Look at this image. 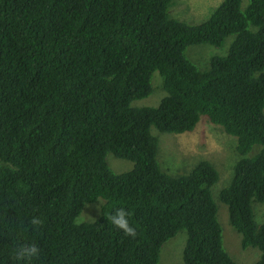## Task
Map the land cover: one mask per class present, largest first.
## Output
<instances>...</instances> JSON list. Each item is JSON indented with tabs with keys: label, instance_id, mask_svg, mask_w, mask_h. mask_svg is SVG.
<instances>
[{
	"label": "trees",
	"instance_id": "obj_1",
	"mask_svg": "<svg viewBox=\"0 0 264 264\" xmlns=\"http://www.w3.org/2000/svg\"><path fill=\"white\" fill-rule=\"evenodd\" d=\"M173 1L0 0V264H159L181 230L184 264H238L213 164L172 176L157 159L152 128L183 134L203 118L235 139L218 199L239 251L264 264V0H222L198 25L172 18ZM194 45L221 55L201 69ZM154 73L167 95L132 107ZM108 154L133 169L115 173ZM99 200V218L80 222ZM119 209L134 235L111 223Z\"/></svg>",
	"mask_w": 264,
	"mask_h": 264
},
{
	"label": "rangeland",
	"instance_id": "obj_2",
	"mask_svg": "<svg viewBox=\"0 0 264 264\" xmlns=\"http://www.w3.org/2000/svg\"><path fill=\"white\" fill-rule=\"evenodd\" d=\"M249 0H243L246 5ZM222 0H174L169 13L172 18L189 25H198L209 19ZM230 37L224 46L227 51L230 47ZM222 48L210 45H194L186 50L187 56L201 69L209 66L210 58L214 55H221ZM206 64V65H205ZM202 65H205L204 67ZM153 93L144 99L136 100L132 107H157L167 95L163 88L162 78L154 73ZM204 116H202L203 118ZM152 133L159 139L157 159L163 171L172 176L188 175L201 161H209L216 168L219 174L218 182L212 187V196L218 204V220L225 228V246L227 249L239 256L238 264H254L259 256L255 250L245 252L239 251L241 236L230 227L228 208L219 198L220 192L227 187L231 178L232 168L238 161L234 148V138L231 139L221 132V128L212 125L207 119L200 120L192 132L183 134H170L158 132L152 128ZM107 161L115 173H124L133 169L131 161L116 158L108 154ZM219 194V195H218ZM104 201L87 204L82 212L80 222H94L99 218L100 210ZM255 205H258L255 204ZM223 206V207H222ZM221 207V208H220ZM221 209V211H220ZM227 209V210H226ZM264 207L256 210L260 222L264 221L262 216ZM187 242V233L181 230L174 238L167 241L161 249L159 264H184L183 251ZM244 257L242 261L241 258Z\"/></svg>",
	"mask_w": 264,
	"mask_h": 264
},
{
	"label": "clouds",
	"instance_id": "obj_3",
	"mask_svg": "<svg viewBox=\"0 0 264 264\" xmlns=\"http://www.w3.org/2000/svg\"><path fill=\"white\" fill-rule=\"evenodd\" d=\"M173 134V133H170ZM230 137V136H229ZM231 138V137H230ZM233 139V138H231ZM235 142V139H233ZM236 143V142H235ZM233 170V168H232ZM227 210V209H226ZM228 212V211H227ZM127 212L124 209H119L115 215L110 217L111 223L113 224V226H115L116 228L123 230L126 234L128 235H134V229L131 228L128 225V221H127ZM229 216V213H228ZM230 225V224H229ZM230 227H232L230 225ZM27 252L29 254H34L36 252V248L35 246H32L31 248L27 249ZM255 264V263H254Z\"/></svg>",
	"mask_w": 264,
	"mask_h": 264
}]
</instances>
